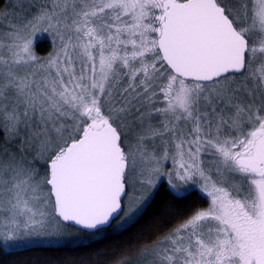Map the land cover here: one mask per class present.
<instances>
[{
	"label": "snow or ice",
	"instance_id": "1",
	"mask_svg": "<svg viewBox=\"0 0 264 264\" xmlns=\"http://www.w3.org/2000/svg\"><path fill=\"white\" fill-rule=\"evenodd\" d=\"M164 185L26 264H264V0H0L3 248Z\"/></svg>",
	"mask_w": 264,
	"mask_h": 264
},
{
	"label": "trees",
	"instance_id": "2",
	"mask_svg": "<svg viewBox=\"0 0 264 264\" xmlns=\"http://www.w3.org/2000/svg\"><path fill=\"white\" fill-rule=\"evenodd\" d=\"M39 46V45H38ZM170 200V196L166 185L162 186L156 193L154 198V203L148 209L145 217L140 221V224L136 225L130 230L129 233L118 235L116 233L107 234L106 236L95 240L94 242L83 243L86 246L78 247L75 245H65V246H53V247H31L24 248L20 250H10L5 251L0 247V264H26L27 261L31 260H52L56 258H63L70 255H79L84 252L90 251L92 249H102L105 247H110L118 244L126 239H128L132 233H135L141 225L147 222L148 218L156 214L158 209L166 202ZM191 203H199L197 195L190 197L189 201ZM90 245V246H87Z\"/></svg>",
	"mask_w": 264,
	"mask_h": 264
},
{
	"label": "rangeland",
	"instance_id": "3",
	"mask_svg": "<svg viewBox=\"0 0 264 264\" xmlns=\"http://www.w3.org/2000/svg\"><path fill=\"white\" fill-rule=\"evenodd\" d=\"M36 50L37 53L39 55H45L46 52L49 50V40L46 36H38L37 40H36ZM39 45V46H38ZM113 227H115V222ZM115 233L113 232L112 229H109L107 234H112ZM102 237H97V239H100ZM77 239L76 237H72V238H68L67 240L64 241H53V242H47V241H43V242H31L28 244H22V245H18L15 248H11V249H5L3 248L2 244H0V247H2L5 251H10V250H20V249H24V248H31V247H53V246H65V245H75L74 243H72L73 240ZM89 242L88 240H84L83 243Z\"/></svg>",
	"mask_w": 264,
	"mask_h": 264
}]
</instances>
